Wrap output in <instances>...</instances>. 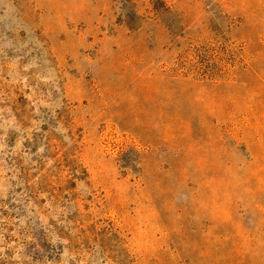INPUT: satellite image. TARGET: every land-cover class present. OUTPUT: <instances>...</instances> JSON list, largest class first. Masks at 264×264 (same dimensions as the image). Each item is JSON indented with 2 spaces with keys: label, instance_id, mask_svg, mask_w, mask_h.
I'll list each match as a JSON object with an SVG mask.
<instances>
[{
  "label": "rangeland",
  "instance_id": "rangeland-1",
  "mask_svg": "<svg viewBox=\"0 0 264 264\" xmlns=\"http://www.w3.org/2000/svg\"><path fill=\"white\" fill-rule=\"evenodd\" d=\"M0 264H264V0H0Z\"/></svg>",
  "mask_w": 264,
  "mask_h": 264
}]
</instances>
